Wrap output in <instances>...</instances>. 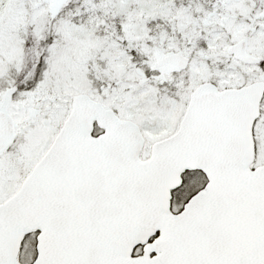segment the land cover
Returning a JSON list of instances; mask_svg holds the SVG:
<instances>
[{"label": "snow or ice", "instance_id": "1", "mask_svg": "<svg viewBox=\"0 0 264 264\" xmlns=\"http://www.w3.org/2000/svg\"><path fill=\"white\" fill-rule=\"evenodd\" d=\"M0 264H264V0H0Z\"/></svg>", "mask_w": 264, "mask_h": 264}]
</instances>
